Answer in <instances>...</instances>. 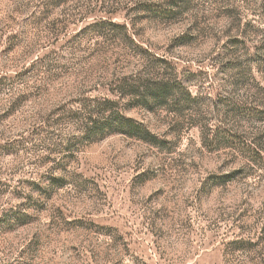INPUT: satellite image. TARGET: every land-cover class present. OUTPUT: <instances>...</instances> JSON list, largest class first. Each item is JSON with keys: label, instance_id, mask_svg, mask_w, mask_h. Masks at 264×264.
<instances>
[{"label": "rangeland", "instance_id": "1", "mask_svg": "<svg viewBox=\"0 0 264 264\" xmlns=\"http://www.w3.org/2000/svg\"><path fill=\"white\" fill-rule=\"evenodd\" d=\"M0 264H264V0H0Z\"/></svg>", "mask_w": 264, "mask_h": 264}, {"label": "trees", "instance_id": "2", "mask_svg": "<svg viewBox=\"0 0 264 264\" xmlns=\"http://www.w3.org/2000/svg\"><path fill=\"white\" fill-rule=\"evenodd\" d=\"M159 85V83H157L156 85H152V98L156 101H161L165 92V85ZM126 121L129 123V127L131 129V132H129L130 135L138 137L139 139H142L144 141H150L153 144L159 145V140L141 123H133L131 119H127Z\"/></svg>", "mask_w": 264, "mask_h": 264}]
</instances>
